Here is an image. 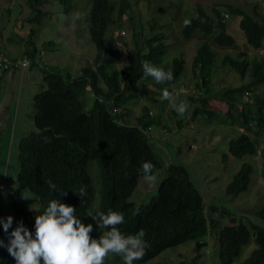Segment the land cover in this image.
<instances>
[{
  "label": "trees",
  "instance_id": "16d2710c",
  "mask_svg": "<svg viewBox=\"0 0 264 264\" xmlns=\"http://www.w3.org/2000/svg\"><path fill=\"white\" fill-rule=\"evenodd\" d=\"M74 1L58 0L65 13L72 10ZM87 1H91L87 26L95 48L93 67L81 68L74 77L48 70L38 60L40 49L33 39V28L26 38L23 55L19 56L30 61V68L41 67L46 89L32 98L31 120L36 131L24 136L17 148V187L20 191L30 192L38 200L39 208L31 211L14 206L18 224L22 222L24 227L34 233L35 216L43 214L51 200L58 199L76 208L77 218L83 224L92 225L90 236L93 239H99L100 235L96 222L88 215L97 210L105 214L109 210L123 213L124 222L117 227L124 235H135L143 229L148 248L144 257L133 264H147L164 251L189 242H195L199 248L203 247V239L209 228L215 239L219 264H234L242 248L252 239L257 247L242 264H264V231L242 221L221 227L216 220H208L202 196L181 165L171 164L166 167L165 178L159 184L156 195L147 204L135 209L130 203L129 198L139 179H143V163L150 162L153 165L152 174L161 166L152 148L151 137L144 134V131L160 122L152 119L147 112L136 120L137 126H128L126 111L118 113V110L122 111L130 100L137 98L147 81H153L154 87H160L161 92L167 89L173 94L172 86L184 72L185 61L179 57L173 59L170 65L165 64L164 58L168 51L166 34L162 31L154 33L159 25L149 20L147 24L151 35L143 38L142 28L138 30L133 23L134 17H130L133 48L125 54L126 63L119 70L116 69L120 55L119 40L117 34L109 35L110 28L120 25L132 6L131 2H135L136 6L138 0ZM38 2L27 0L35 12L32 19L35 24L41 15L37 8ZM255 8L252 14H248L239 7H225L226 12L240 18L239 30L245 42L257 51L264 41V17ZM224 14L217 7H212L207 13L196 5L195 15L189 19L190 26H184L182 30V37L186 41L191 40L196 32L207 39L212 37L210 43L200 44L191 65L192 73L202 83V93L197 98L190 97L191 102L197 105L187 125L191 123L190 119L194 121L198 116L204 118L205 125H237L242 133L229 142L228 155L242 159L258 154L259 142L251 137V133L256 130L264 135V91L263 94L257 93L261 86L264 88V65L248 60L244 53L236 58L225 55L219 62L220 67L235 73L242 82L248 74L252 78L245 84L226 88L217 94H214L213 89L210 90L211 74L218 64L212 46L233 48L235 45L234 37L226 32L228 15ZM0 54L13 58L2 51ZM143 61L171 72L172 81L157 84L151 77H145ZM137 82L140 87L136 86ZM246 92L252 96L250 103L243 101L245 97L248 98ZM88 93L92 94L94 104L92 111L85 113L83 97ZM216 103L222 105V110L216 109ZM183 121H177L178 128H182ZM259 153L264 168V148ZM253 172L251 164L243 163L227 186L226 194L235 198L245 193ZM93 175H96L100 188V201L95 207L92 205L96 196L93 184L96 178ZM49 181L56 185V190L49 189ZM81 189L84 190V197L79 195ZM62 192L67 194L61 196ZM209 211L215 213L212 209ZM222 214L228 213L222 211ZM255 215L264 222V206ZM9 238L10 234L3 237L5 246L0 250V264H16L7 251ZM115 260L116 264H124L119 256L112 258L113 263ZM177 264L188 263L180 261Z\"/></svg>",
  "mask_w": 264,
  "mask_h": 264
},
{
  "label": "rangeland",
  "instance_id": "374dc122",
  "mask_svg": "<svg viewBox=\"0 0 264 264\" xmlns=\"http://www.w3.org/2000/svg\"><path fill=\"white\" fill-rule=\"evenodd\" d=\"M131 3L132 6L120 25L110 28L109 35L117 34L116 38L119 40L120 55L116 69L119 70L123 66L127 50L133 48L130 17H134L133 23L138 30L142 28L143 38L151 35L147 21L154 20L159 25L154 33L162 31L167 37L165 44L168 51L164 58L165 64L170 65L173 59L179 57L185 61L184 72L172 86V92L177 105H187V112L184 116L178 115L170 107L168 100L161 99L160 87H154L153 81L144 83L139 96L130 100L122 111L118 110V113L126 111L125 120L128 126H137L136 120L147 112L152 119L160 122L153 125L150 132L148 131L152 148L161 162V166L153 173L156 181L149 185L144 179H139L136 189L129 198L130 203L135 209L147 204L156 195L159 184L165 178L166 167L171 164L181 165L187 170L191 182L202 196L208 220H216L221 227L242 221L264 231V222L255 215L264 206V168L259 153L264 148V135L256 130L251 133V137L259 142L256 156L236 159L228 155V145L242 133L237 125L232 127L205 125L201 116L196 117L194 121L190 119L191 123L187 125V120L197 105L191 102L190 97L197 98L202 93L200 88L202 83L192 73L191 65L197 48L203 42L210 43L212 37L207 39L199 32L188 41L182 37L184 21L195 15L196 5L201 6L207 13L212 7L226 13L224 14L228 15L226 32L234 37L235 45L233 48L212 46L217 54L218 64L215 72L211 74L209 88L217 94L226 88L245 84L252 78L249 74L242 82L235 73L220 67L219 62L225 55L236 58L244 53L248 60L264 65V41L259 50H252L239 30L240 18L226 12L225 7H239L248 14H252L256 7V12L264 17V0H138L136 6L135 2ZM37 8L41 15L35 24L32 21L35 12L27 0H0V51L13 58L23 55L26 38L33 28L35 30L33 39L40 49L38 60H41L48 70L74 77L79 74L81 68L93 67L95 48L87 26L91 1H74L69 13L64 12L58 0H39ZM42 76L40 66L5 73L0 70V219L9 215L13 217L12 226L7 233L0 226L2 231L0 240L18 226L14 206L31 211L39 208L38 200L30 192L18 189L16 175L19 170L18 143L24 136L36 131L31 120L32 98L36 93L46 89ZM263 91L264 88L261 86L257 93L263 94ZM245 95L248 98L245 97L243 101L250 103L252 96L248 92ZM83 103L85 113L92 111L94 104L92 94H86ZM5 108L7 111H4ZM216 109L222 110V105L216 103ZM178 120H184L182 128L177 127ZM225 155H228L227 158ZM243 163L251 164L254 172L247 191L234 198L226 194V188ZM93 178H96L93 180L96 196L92 204L95 207L100 201V188L96 175H93ZM222 211L228 214H222ZM98 234L102 235L99 228ZM203 241L205 245L200 248L195 242H189L168 249L147 264H177L180 261H186L188 264H219L215 239L210 228ZM256 247L252 239L242 248L234 264L245 262ZM3 248L0 247V250ZM114 257L115 255H110L105 263L116 264V260L114 263L112 261Z\"/></svg>",
  "mask_w": 264,
  "mask_h": 264
},
{
  "label": "clouds",
  "instance_id": "9594fccd",
  "mask_svg": "<svg viewBox=\"0 0 264 264\" xmlns=\"http://www.w3.org/2000/svg\"><path fill=\"white\" fill-rule=\"evenodd\" d=\"M191 21L185 20V27L190 26ZM126 63V62H125ZM145 77H151L157 84L170 82L173 79L171 72L152 65L148 61L142 62ZM137 87L140 83L137 82ZM162 100H168L170 107L178 115L184 116L187 105H177L173 94L167 89L162 92ZM152 128L144 131L149 135ZM150 136V135H149ZM153 165L145 162L142 165L143 179L152 185L156 176L152 174ZM50 190H56V185L48 182ZM66 192L60 193L61 196ZM79 195L84 197V190ZM26 199V198H24ZM90 216L102 230L99 239H93L90 233L93 231L91 224L85 225L77 218L76 208L61 203L58 199L50 201L43 214L35 216L34 233L30 232L21 223L15 227L6 245L8 253L15 259L16 264H105L110 255L119 256L124 264H133L141 260L148 248L143 229L135 235H124L118 225L124 222L123 213L109 210L107 214L99 210L90 213ZM13 217L0 219V226L5 233L11 228ZM105 229H109L104 231ZM0 240V247H4Z\"/></svg>",
  "mask_w": 264,
  "mask_h": 264
},
{
  "label": "built area",
  "instance_id": "2783aa9c",
  "mask_svg": "<svg viewBox=\"0 0 264 264\" xmlns=\"http://www.w3.org/2000/svg\"><path fill=\"white\" fill-rule=\"evenodd\" d=\"M29 68L30 61L25 57L8 58L0 54V69L4 72L14 70H25Z\"/></svg>",
  "mask_w": 264,
  "mask_h": 264
},
{
  "label": "crops",
  "instance_id": "0c3cea01",
  "mask_svg": "<svg viewBox=\"0 0 264 264\" xmlns=\"http://www.w3.org/2000/svg\"><path fill=\"white\" fill-rule=\"evenodd\" d=\"M4 111H7V108H5ZM8 116H9V115H8Z\"/></svg>",
  "mask_w": 264,
  "mask_h": 264
}]
</instances>
